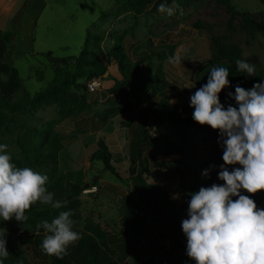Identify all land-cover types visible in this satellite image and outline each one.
I'll use <instances>...</instances> for the list:
<instances>
[{"label":"rangeland","instance_id":"1","mask_svg":"<svg viewBox=\"0 0 264 264\" xmlns=\"http://www.w3.org/2000/svg\"><path fill=\"white\" fill-rule=\"evenodd\" d=\"M64 1L68 5L57 11L68 13V18H60L57 13L52 20L46 18L52 30L40 24L37 41L38 48L50 49L46 52L54 58L68 60L59 62L43 55L11 53L7 59L16 73L9 64L7 70L0 71V105L5 99L19 102L24 91L30 96L44 93L59 71L58 75H63L70 86V95L85 99L81 100L83 110L66 119L57 104L45 100L31 112L21 109L5 115L0 126V143L8 145L17 166L48 175V190L55 198L66 201L67 207L54 210L37 203L26 211L28 220L24 224L15 219L0 221V228L7 230V247L15 253L17 264H40L31 250L19 244L18 236L37 233L45 236L44 230H37L36 225L44 219L51 221L58 211L71 210L73 229L82 236L72 245L77 246L72 253L79 263L83 260L84 239L91 238L102 255L117 262L118 250L126 252L124 246L133 239L131 234L148 227L159 233L162 241L169 242L173 254H178L184 250L176 245V240L182 244L185 240L181 221L187 218L188 194L211 183H222L217 179L218 168L223 164L218 131L192 120L190 95L206 83L212 37L231 40L242 48L243 59L257 66L255 76L250 78L257 79L264 72V33L253 24L264 26V3L228 0L236 11L232 13L223 0H190L174 16L167 17L157 11L163 2L160 1L148 15L135 17L127 10L125 0ZM47 34L51 37L48 41L43 39ZM85 38L86 52L107 66L103 76L95 75L97 72L92 68L75 69L71 58L79 56ZM39 41L46 44L41 46ZM115 51L122 53L123 63L130 71L120 70L111 58L110 53ZM141 60L140 72L155 76V88L170 98L167 108L174 111L176 104L177 111L183 108L188 149L181 148V143L165 130V120L153 126L147 118V110L143 109L159 101L160 96L134 87L132 69ZM165 74L174 80L175 86ZM194 75L199 77L198 85L191 82ZM92 81L96 90L90 93L87 85ZM227 103L235 106L228 97ZM38 131L43 132L40 139L36 137ZM33 144H37L33 150L36 155L45 159L35 166L29 165L25 156ZM99 145L110 157L111 170L102 161H90ZM204 170H209L208 177L202 176ZM94 187L96 192H86ZM13 224L20 231L13 229ZM146 234L141 235V240ZM158 243L155 248L151 243L148 250L147 242L146 249H138L137 256L166 249V243ZM39 250L51 261L41 245ZM186 256L182 252L181 257ZM133 263L132 256L125 264Z\"/></svg>","mask_w":264,"mask_h":264},{"label":"clouds","instance_id":"2","mask_svg":"<svg viewBox=\"0 0 264 264\" xmlns=\"http://www.w3.org/2000/svg\"><path fill=\"white\" fill-rule=\"evenodd\" d=\"M178 9L177 0L171 5L164 0L157 11L172 17ZM235 64L245 77L255 76L256 64L246 59H236ZM229 74L226 67H212L206 83L190 95L192 120L218 131L223 164L217 179L222 183L188 194L187 218L181 228L186 255L195 264H264V208L242 194L264 191V79L249 89L235 85L234 92L227 93L233 106L220 101V93L231 87ZM209 174V170L202 172L204 177ZM48 182V175L17 166L8 145L0 143V221L15 219L24 224L26 211L36 203L54 210L66 208V201L48 190ZM72 215L71 210L58 211L51 221L36 225L46 233L41 242L45 254L62 258L82 238L73 229ZM6 236L7 230L0 228V264L9 254Z\"/></svg>","mask_w":264,"mask_h":264},{"label":"trees","instance_id":"3","mask_svg":"<svg viewBox=\"0 0 264 264\" xmlns=\"http://www.w3.org/2000/svg\"><path fill=\"white\" fill-rule=\"evenodd\" d=\"M31 0H25V3L23 7L20 9L17 18L15 20L18 22L20 16L22 15L25 7L29 4ZM127 1V10L133 14L135 17L141 16V15H148L149 12L157 6V4L160 1L164 0H125ZM190 0H177V3L179 4V8H181L184 3H187ZM264 3V0H260ZM172 0H167V3H171ZM223 2L226 3V5L229 7L230 11L232 13H235L236 11L229 5L228 0H223ZM255 27L262 33H264V26L262 23H256L253 22ZM12 34L10 33H1L0 32V38L3 39L6 42H10L12 39ZM87 49V40L85 38L84 47L76 58H71L75 63V69L78 71H84L87 68L95 69L97 72L95 75L103 76L106 73L107 66L100 61V59L93 58L90 53L86 52ZM111 58L119 64V68L121 71H130L129 68L124 65V59L122 58V53L120 51L118 52H111ZM154 54V53H151ZM119 56L121 58H119ZM151 55L148 56V59H150ZM46 58L51 61H67L68 58H53L51 55L47 54ZM236 59H243V51L242 48L235 42H232L231 40H227L225 38H218V37H212L209 42V58L206 62L207 71L205 73V82L207 80V75L210 69L214 66H223L228 68L229 70V81L231 87L224 89L221 92L220 95V101L222 104H226L227 102V93L229 91L234 92V86L239 84L241 87L245 89H249L252 87L254 83H258L261 81V79H264V72H262L257 79H252L250 77H245L244 73H241L237 71L235 60ZM141 63H143V60H141L133 70V80L135 81L134 87L140 88L143 93L147 91H152L154 94H157V96H160V100L157 102L149 103L148 109L146 114H148L147 118L151 121V125L157 126V124H161L163 120L166 121L165 130L170 134L172 138L179 141L181 144V148H184L185 150L188 149L189 146V138L186 136V117L183 112V108L179 111L176 110L178 108V104L175 105V110L170 111L167 107L170 101V98L166 96L163 92L158 91L159 89L155 88V76H153L151 73H148L146 76L143 75L140 72ZM172 68V67H171ZM172 70H174L172 68ZM59 71H56L55 78L53 80V84L51 87H49L44 93H37L33 96H30L25 91L23 92V97L19 102L16 103H10V99H5L2 101H5L2 105H0V126H2L1 121H4L5 115H12L14 112H17L21 109H26L28 112H31L32 110L38 109L42 106L43 102L45 100H51L53 103L57 104L59 106L60 114L68 119L72 118L73 115L76 113H80L83 110L82 107V101L85 100L82 98H75L70 95V86L67 85L65 81V77L62 75H58ZM60 76V77H59ZM166 76V74H165ZM168 80L174 85V80L170 78V76H166ZM199 77L193 76L194 83L198 85ZM123 86L126 87V83L123 82ZM175 86V85H174ZM79 88V86L77 87ZM5 111V114H4ZM179 113V114H178ZM178 114V115H177ZM2 133V132H1ZM43 135V132L38 131L36 133L37 139H40V137ZM37 147V144L30 145L28 148V152L26 153V161L29 165L35 166L37 164H40L45 159L41 158L40 156L36 155V153L33 151ZM57 150V149H56ZM53 157H55L53 155ZM50 158V157H49ZM102 161L104 166L111 170L110 167V157L108 153L102 149V145H99V148L92 153L90 156V161ZM213 184V183H211ZM81 191V189H78V193ZM77 193V195H78ZM244 195L250 196L257 204L258 207L262 206V203L264 201V191L258 192L256 194H249L247 192L242 193ZM37 205L34 204L33 206ZM32 206V207H33ZM12 228L15 230L20 231L19 227L16 224L12 225ZM44 236L42 234H35L31 236L27 235H20L18 236V242L21 246L25 247L27 250H31L34 257L37 258L40 262V264H119L118 262L114 260H109L106 258L102 253L100 252L99 247L93 242L91 238H88L87 241L85 239L83 242V260L81 263H79V260L74 256L73 251L77 249V246L73 247L72 245L68 248L67 253L62 256V258H57L55 256H49L51 257V261H48L47 257L44 256L41 251L39 250V246L41 245V242L43 240ZM81 249V250H82ZM8 256L2 259V264H17L15 262V253L8 249ZM73 254V255H72ZM141 264H147V263H141Z\"/></svg>","mask_w":264,"mask_h":264},{"label":"crops","instance_id":"4","mask_svg":"<svg viewBox=\"0 0 264 264\" xmlns=\"http://www.w3.org/2000/svg\"><path fill=\"white\" fill-rule=\"evenodd\" d=\"M66 2L67 1L64 0H31L29 4L25 7L22 15L20 16L18 22H16L15 25V20L20 9L23 7L25 0H0V32L10 33L13 36L10 42H6L0 38V71L7 70L9 64L11 65V70L16 73V70L13 67V63H10V60L7 59L11 53H14L18 56L31 57H38V55H43L45 58L46 55L49 54L51 55V57H53L50 52H46L51 51L50 49L47 50L48 48H38L37 30L40 28V24H42L46 25V29L51 31V25L46 21V18L52 20V17L55 13L60 14V18L67 19L69 16L68 13H59L57 11L60 8H63L67 4ZM50 38V35L47 34L43 39L48 41ZM42 41H39V44L41 46L46 44ZM263 206L264 201L262 203L261 208ZM148 231L153 232H151L150 234H146V232ZM144 234H146V236H144L143 240H141V235ZM160 236L161 235L159 233H156L155 230H150L149 227L146 228V230H135L131 234V237H133V239L128 240L126 242L127 245L124 246L126 248V252L120 249L118 250L116 257L119 261L117 260V262L125 264L133 256V264H191L187 256L181 257L182 252H186V237L184 236V234L183 237H185V240H182L183 244L181 241L176 240V245L178 247L180 245V248L184 247V250L178 254H173L169 249V242L162 241V239H160ZM147 242H149L148 250L151 249L149 248L150 244L152 243L154 246L156 242H160V244L158 243L159 245H161L162 243H166L167 247L160 253L145 255V257H138V249L143 250Z\"/></svg>","mask_w":264,"mask_h":264},{"label":"built area","instance_id":"5","mask_svg":"<svg viewBox=\"0 0 264 264\" xmlns=\"http://www.w3.org/2000/svg\"><path fill=\"white\" fill-rule=\"evenodd\" d=\"M87 88H88V91L90 93L94 92L96 90V85L95 83L92 81V82H89L88 85H87ZM86 192H90V193H94L96 192V188L94 187L93 189H89L88 191L86 190Z\"/></svg>","mask_w":264,"mask_h":264},{"label":"water","instance_id":"6","mask_svg":"<svg viewBox=\"0 0 264 264\" xmlns=\"http://www.w3.org/2000/svg\"><path fill=\"white\" fill-rule=\"evenodd\" d=\"M88 186H89V185H86L85 188H88ZM179 247H181V245H180Z\"/></svg>","mask_w":264,"mask_h":264}]
</instances>
